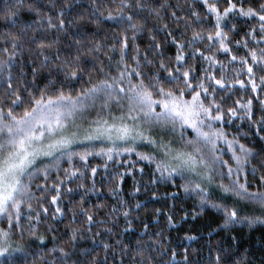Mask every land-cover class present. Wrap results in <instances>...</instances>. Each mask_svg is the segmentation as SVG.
Returning a JSON list of instances; mask_svg holds the SVG:
<instances>
[{
    "label": "snow or ice",
    "instance_id": "obj_1",
    "mask_svg": "<svg viewBox=\"0 0 264 264\" xmlns=\"http://www.w3.org/2000/svg\"><path fill=\"white\" fill-rule=\"evenodd\" d=\"M170 6L168 0H119L115 14L109 11L105 15L97 3L93 9L96 18L92 22L99 27L110 21L121 30L110 48L113 53H119V59L115 60V74L113 70L104 73L101 68L99 71L104 73L103 78L93 82L90 77V86L81 88L79 92H66L63 84L57 88L55 81L49 80L43 89L36 90L38 94H34L27 86L21 90L20 82L13 76L16 67H20L17 61L23 52V37L29 32L67 34L74 23L65 19L72 4L68 0H46L43 4L41 0H13L6 5L3 19L18 31L4 33V42L10 44V48H0V56L6 57L0 58V77L7 85L5 98L0 99V225L6 223V226H0V264H30L29 257L35 253L30 246L18 242L25 235L21 223L22 217H25L23 209L26 206L27 219L31 220L34 212L32 201L35 199L32 191L34 179L40 175L47 180L50 170H58L60 161L64 159L72 163L74 158H79L86 163L91 156L112 160L114 156L135 154L139 160L154 165L161 179L174 182L175 178H179L183 181L180 187L185 194L197 198L199 202V211L192 216L193 219L204 210L211 209L222 217L223 222L217 230H229L237 224L249 227L264 225V174L259 177L256 190L252 191L246 173V166L260 153L240 143L235 136L228 139L223 129L225 114L229 117L228 123L244 118L251 121L253 100L248 99L245 103L236 100L234 106L225 109V98L221 96V102L216 99L219 91L231 92L235 84L241 89L250 87L252 93L264 92V0H191L187 19L178 16L176 11L170 13L178 26L183 22L179 39L172 32L166 33L176 46L174 59L169 57L168 63H165L160 52H157L160 60L149 59V51L141 55L136 48V55L131 57L135 66H131L127 59L129 40L134 44L137 34L147 28L148 16L162 20L161 10ZM53 12L55 15H52ZM145 12L148 16H144ZM25 13L34 16L33 24L21 22ZM79 19L84 20V17ZM237 19L242 20L248 30L241 39L235 40L237 54H233L232 36L240 35V29L234 22ZM37 25L40 27L37 28ZM162 27L167 29L168 25ZM189 30L192 34L187 37ZM58 39V35L51 40L47 37L37 40L35 35L31 37L38 50L37 55L43 56L39 68L33 66L31 69L33 84L41 69H47L49 75L55 69L63 74L65 80L82 77L84 69L79 55L61 61L58 51L52 59L45 54V50L52 49ZM151 39L155 41V35ZM75 42L81 43L80 40ZM201 44L203 51L198 47ZM160 47L155 43L149 45L152 50ZM186 48H191L192 52L186 53ZM241 49L245 51L239 55ZM98 50V47L92 49ZM206 52L209 54L206 55ZM219 53L230 57L227 64L217 58ZM197 56L208 65L200 69L203 77L196 75L197 69L188 63ZM108 59L111 62L114 57L109 56ZM236 63L239 68H232L235 77L229 83L225 69ZM217 66L219 78L211 74ZM153 67L156 68L154 72L151 71ZM242 75L247 76V81L240 79ZM256 98L259 99L258 96ZM8 99L10 104L5 106ZM260 105L264 110V100H260ZM93 111L95 117L89 119ZM241 111L243 116L239 115ZM218 123L220 126H217ZM258 131H264V127ZM177 133L178 141L175 139ZM260 140L264 141V136H260ZM176 143L179 147L175 146ZM221 143L226 145L234 166L223 158ZM144 146L152 151H138ZM261 167H264V162ZM65 171L69 180L78 173V170ZM255 172L256 168H253L252 173ZM92 173L96 174L95 168ZM53 188L56 195L52 196L50 203L57 205L60 194L57 185L54 184ZM48 211V208H43L44 213ZM55 212L62 213V209L56 207ZM123 215L127 217L128 212ZM35 218L39 221V213ZM87 221L92 224L93 217L87 216ZM107 231L111 232V229ZM27 234L38 239L41 245L45 244L44 238L38 237L34 228H30ZM76 240L77 234L73 232L71 251H66L64 247L50 250L59 253L53 264H88L86 259L82 262L72 260L76 253ZM232 240L235 241V237ZM101 243L106 253L120 246L119 255L123 264L127 245L119 240L116 245ZM220 252L228 254V249H218L215 264H222V260L223 264H232ZM136 254L141 257L139 261H136V256L131 257L136 264H151V259L143 255L139 246ZM115 255L113 252V257ZM107 259L106 255L104 264H107ZM187 259L185 255V264Z\"/></svg>",
    "mask_w": 264,
    "mask_h": 264
},
{
    "label": "trees",
    "instance_id": "obj_2",
    "mask_svg": "<svg viewBox=\"0 0 264 264\" xmlns=\"http://www.w3.org/2000/svg\"><path fill=\"white\" fill-rule=\"evenodd\" d=\"M12 2L13 0H0V48H10V44L4 42L6 39L4 33L18 31L3 19L6 5ZM68 2L72 4V7L68 9L65 19L72 20L74 23L69 27L67 34L29 32L23 37V52L17 61L20 67H16L13 73L14 79L20 82L21 90L27 86L34 94H38L36 90L43 89L49 80H52L55 81L57 88L63 84L64 91L79 92L81 88L90 86L88 83L90 77L94 82L103 78V74L110 70H113L115 74V60L119 59V53H113L110 48L115 42L114 37L118 38L117 34L121 30L110 21L104 22L99 27L92 21L96 18L93 15V9L97 3L101 5L100 10L105 15L109 11L115 14L119 0H68ZM168 2L171 6L160 12L162 20L148 16L147 12L144 13V16H148L147 28L137 34L134 44L131 39L129 40L127 59L131 66H135L131 57L136 55V48H139L141 55L146 50L149 51V59L160 60L161 57L157 55V52L163 53L165 63H168L169 57L174 59L176 46L171 42L172 37L167 36L166 33L172 32L179 39L183 22L181 21L178 26L170 13L176 11L178 16H185L187 19L188 3H191V0L187 2L186 0H168ZM41 3H46V0H41ZM52 15L55 13L53 12ZM80 16H83L84 20H80ZM34 19L31 13H25L21 17V22L33 24ZM234 22L240 29V35L232 36L233 54H237L235 40L242 38L248 26L240 19ZM164 24L168 25L167 29L162 27ZM44 27L46 28V25ZM191 34L189 30L187 37ZM33 35L37 40L44 37L51 40L58 35L59 39L55 46L45 50V54L52 59L58 51L61 61L79 55L81 67L84 69L82 77L78 80H65L63 74L55 69L52 75H49L47 69H41L33 84L31 69L33 66L39 68L43 62V56L37 55L38 50L31 42ZM128 35L131 37L132 33L129 32ZM153 35L156 37L155 41L151 39ZM76 40H80L81 43L77 44ZM153 43L160 44L161 47L156 50L149 49V45ZM249 43L252 42L249 41ZM96 47L99 50L92 51ZM198 47L204 50L203 44ZM244 51L241 49L238 54L242 55ZM185 52L191 53L192 49L186 48ZM109 56H113L114 60L110 62ZM0 58L6 57L0 56ZM217 58L225 64L227 59H230L224 53H219ZM54 63L58 62L54 61ZM188 63L197 69L196 75L203 77L204 73L200 69L208 66L206 62L197 56L195 59H190ZM233 67L239 68V64L229 65L225 69L229 83H232L235 77ZM101 68L104 73L99 71ZM151 71H156V68H151ZM211 74H216L219 78L218 66ZM2 79L0 77V99L5 98L7 91V85L2 83ZM240 79L247 81L248 78L242 75ZM221 96L225 98L223 102L225 109L234 106L236 100H240L241 103H245L248 99L253 100L251 121L244 118L243 120L233 119L231 123H228L229 117L225 114L223 129L228 134V139L235 136L240 143L252 148L255 153H260L246 166L247 178L252 185L250 190L255 191L259 177L264 174V167H261L264 162V151H262L264 141L260 140V136H264V131H258L264 127L262 123L264 110L260 105V100H264V92L252 93L250 87L241 89L238 84H235L231 92L219 91L216 94L217 102H221ZM257 96L259 99L256 98ZM8 104L10 99L6 100L5 106ZM17 111L19 112L20 109ZM92 115L88 118H94ZM239 115L243 116V112L241 111ZM217 126H220L219 123ZM138 151L147 153L152 150L144 146L138 148ZM225 157L226 154L223 155L224 159ZM93 168L96 169L95 175L92 173ZM253 168H256L255 174L252 173ZM65 170L68 172L78 170L77 176L69 180ZM59 181L63 183L60 184ZM54 184L57 185L60 194L57 205L50 203L52 196L56 195ZM181 184L183 181L179 178H175L174 182L161 179L154 165L139 160L135 154L114 156L112 160L91 156L86 163L79 158H74L72 163L66 159L61 160L59 169H51L47 180L40 175L34 179L32 184V191L35 194V199L32 201L34 212L32 219L29 220L26 206L23 209L25 217H22L21 223L25 235L23 240L18 242L30 246V250L35 253L34 256L29 257L30 264H53L54 259L59 256V253L50 251L54 247H64L66 251H71L73 232H76L77 240L76 253L72 260L82 262L86 259L88 264H94V262L104 264L106 255L107 264H121L120 246H115L106 253L101 243L116 245L117 240L128 246V252L123 256V264H136V261L141 259L136 254L138 246L143 249V255L151 259V264H185V255L188 257L187 264H215L218 249L222 248L228 249V254L224 252L219 254L222 257L226 256L232 264L241 261L245 264H264V225L257 224L249 227L247 224H237L229 230H217L223 222L222 217L211 209L204 210L193 219L192 216L199 211L198 199L185 194L180 187ZM173 193L176 195L173 196ZM56 207H60L62 213H56ZM43 208H48V213H44ZM125 211L128 212L127 217L123 215ZM36 213L40 215L39 221L35 218ZM89 215L93 217L92 224L87 221ZM186 215L187 218H185ZM169 217L172 218L171 223H169ZM0 226H6V223ZM30 228H34L38 237L44 238L45 244L41 245L38 239L28 236ZM125 228L129 231H124ZM107 229H111V232ZM97 233L100 234L96 235ZM190 236H195L196 239H188ZM232 237H235V241ZM113 252L116 253L115 257ZM173 253H175L174 259ZM132 256H136V261L131 259Z\"/></svg>",
    "mask_w": 264,
    "mask_h": 264
},
{
    "label": "rangeland",
    "instance_id": "obj_3",
    "mask_svg": "<svg viewBox=\"0 0 264 264\" xmlns=\"http://www.w3.org/2000/svg\"><path fill=\"white\" fill-rule=\"evenodd\" d=\"M116 113H118V112H116ZM116 113H115V114H116ZM91 114H93L92 116L95 117V111H93ZM118 114H119V113H118ZM118 114H117V115H118ZM90 119H92V118H90ZM175 139H176V141L179 140V133L176 134ZM175 146L179 147V144L176 143ZM220 147L224 150L223 155L226 154L225 160H229V161H230V164L232 163V165H234V162L230 160V155H231V154L227 151V147H226V145H224L223 143H221V144H220Z\"/></svg>",
    "mask_w": 264,
    "mask_h": 264
}]
</instances>
